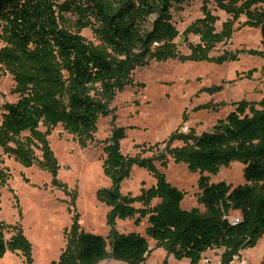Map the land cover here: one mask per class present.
Wrapping results in <instances>:
<instances>
[{"label":"trees","instance_id":"trees-1","mask_svg":"<svg viewBox=\"0 0 264 264\" xmlns=\"http://www.w3.org/2000/svg\"><path fill=\"white\" fill-rule=\"evenodd\" d=\"M190 1L67 0L59 4L58 0H0V24L7 45L0 50V65L13 76L12 93L17 95L16 102L2 107L0 147L21 165L31 167L37 161L55 177L59 166L46 140L51 129L60 124L85 145L92 140L98 119L112 113L109 103L131 83L130 74L136 67L150 61L186 59L174 42L178 31L171 10ZM202 1V18L184 31L185 36H198V45L189 44L198 59H225L208 54L232 37V25L240 15L246 16L244 27L260 30L261 50L251 52L264 58V0ZM211 2L231 16L220 32L208 8ZM67 13L76 15L78 32L93 27L114 56L89 48L80 35L63 30L59 14ZM256 105L234 103L233 111L199 136L170 134L158 146L161 150L147 160L123 156L118 144L121 130H115L105 147L104 174L111 186L98 190L97 198L109 208V226L115 219L135 218L136 225L145 220V235L122 234L112 227L103 237L82 231L74 222L66 232L64 250L51 264H100L105 260L143 264L151 253L148 239L167 257L186 259L188 264H199L202 254L211 249L223 250L219 264H231L241 250L253 247L264 236V103L258 105L261 109ZM40 125L46 128L44 133ZM175 142L182 146L173 147ZM32 145L41 153L39 160ZM167 157L200 173L196 199L203 212L197 207L182 210L183 192L153 169L154 161L164 165ZM235 161L243 164V185L210 182L208 175H217ZM132 165L147 167L156 180L137 197L122 195L119 187ZM6 180L0 163V184ZM231 211L239 214L236 224L228 219ZM8 228L0 222V259L8 251L19 252L25 264H33L31 244L20 231L6 240Z\"/></svg>","mask_w":264,"mask_h":264},{"label":"rangeland","instance_id":"rangeland-1","mask_svg":"<svg viewBox=\"0 0 264 264\" xmlns=\"http://www.w3.org/2000/svg\"><path fill=\"white\" fill-rule=\"evenodd\" d=\"M65 1L58 0V3ZM202 2L191 0L171 10L172 22L178 31L174 42L179 54L186 59L150 61L145 66L136 67L130 74L131 83L116 92L109 103L112 113L98 119L91 141L80 144L60 124L51 129L46 140L59 166L55 177L37 161L31 167L21 165L0 147L1 168L7 175L6 184H0V222L9 226L5 231L6 240L17 231L28 240L33 264H51L59 259L66 245V232L74 222L82 231L103 237L112 227L122 234L145 235V220L136 225L135 218L115 219L114 225L109 226V208L97 198L98 190L111 186L104 174L105 147L115 130H121L122 138L118 144L123 156L147 160L161 150L158 146L174 132L181 133L186 128V134L193 132L199 136L209 132L218 120L233 111L234 103H264V58L251 52L261 50L260 30L244 27L246 16L240 15L232 25V37L218 43L208 54L213 59L222 56L225 59L200 60L189 47V44L198 45V36L192 33L185 36L184 31L202 18ZM208 8L217 18L215 30L220 32L221 25L230 21L231 16L217 9L212 2ZM59 17L63 30L80 35L89 48L114 56L93 27L78 32L75 14H59ZM6 46L0 24V50ZM14 85L13 76L0 65V120L2 107L17 100V95L12 93ZM211 88L217 89L211 93ZM258 105L255 107L261 109ZM39 131L44 133L46 128L40 125ZM172 146L181 147L182 143L175 142ZM30 148L39 160L40 151L34 145ZM152 167L183 192L182 210L197 207L204 211L196 199L199 172H191L185 164H177L171 157H167L164 165L154 161ZM208 176L211 183L222 181L233 187L243 185V164L232 162L222 167L217 175ZM155 183L153 173L147 167L132 165L128 176L119 185L120 193L137 197ZM134 207L141 206L136 204ZM237 214L231 211L228 217L234 219ZM148 245L151 253L143 264H163L165 260L166 264L189 263L186 259L178 261L172 256L167 257L150 239ZM222 252L207 250L199 264H219ZM237 256L247 264H264V236ZM0 264H25V260L19 252L8 251L0 259ZM100 264L124 263L105 260ZM231 264L238 262L233 260Z\"/></svg>","mask_w":264,"mask_h":264},{"label":"built area","instance_id":"built-area-1","mask_svg":"<svg viewBox=\"0 0 264 264\" xmlns=\"http://www.w3.org/2000/svg\"><path fill=\"white\" fill-rule=\"evenodd\" d=\"M186 130H187L186 128L182 129V133H186ZM228 219H229V217H228ZM229 221L232 224H236L239 221V219H238V217H236L234 219H229ZM233 260L238 262V264H247L245 260H238V256L237 255L233 257Z\"/></svg>","mask_w":264,"mask_h":264},{"label":"crops","instance_id":"crops-1","mask_svg":"<svg viewBox=\"0 0 264 264\" xmlns=\"http://www.w3.org/2000/svg\"><path fill=\"white\" fill-rule=\"evenodd\" d=\"M238 213V212H237ZM239 216V214H237V217Z\"/></svg>","mask_w":264,"mask_h":264}]
</instances>
